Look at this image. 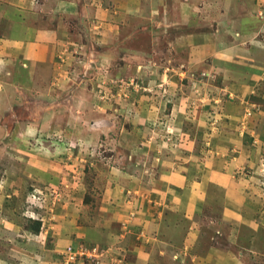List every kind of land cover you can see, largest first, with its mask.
<instances>
[{"label":"rangeland","instance_id":"obj_1","mask_svg":"<svg viewBox=\"0 0 264 264\" xmlns=\"http://www.w3.org/2000/svg\"><path fill=\"white\" fill-rule=\"evenodd\" d=\"M204 1L0 0V264H92L69 258L82 247L111 248L103 264H207L201 251L228 248L219 212L202 226L205 246H163L154 225L168 210L159 219L148 196L201 149L195 118L211 127L229 105L258 147L251 175L264 156V71L246 74L242 95L212 42L223 15ZM30 31L42 60L10 45Z\"/></svg>","mask_w":264,"mask_h":264},{"label":"crops","instance_id":"obj_2","mask_svg":"<svg viewBox=\"0 0 264 264\" xmlns=\"http://www.w3.org/2000/svg\"><path fill=\"white\" fill-rule=\"evenodd\" d=\"M256 1L212 0L216 13L223 15L218 28L221 34L218 37L216 35L212 42H222V49L218 52L223 57L221 68L232 70L233 78L239 80L236 84L242 90V95L249 93L247 90L250 85L246 74L264 71V21L257 15L259 5ZM208 2L211 3V0L204 1L205 6ZM2 18L1 16L0 21ZM12 24L17 28L15 25L22 26L23 22L17 20ZM26 33L27 36L21 38V32L18 37L20 41L10 45H14V50L21 52L25 58L42 60L47 54L45 44L39 43L40 36L36 31H32L30 36L28 33L31 31ZM34 35L36 38H32ZM35 39L37 42H34ZM210 45L204 46L209 48ZM232 88L234 87H228ZM237 108L236 105L226 107V111L218 115L220 118L216 116L217 121L211 127L204 118H195L201 149L192 150L186 164L163 174L157 188L148 194L154 197L157 207L160 205L159 219L168 210L162 223L154 225L161 236L156 240L164 239L166 242L163 246L166 247H180L184 244H190L193 248L205 246L204 236L200 233L202 226L212 213H220L221 222L226 226L222 230L228 236V248L210 246L201 251L196 258L205 259L207 264L264 263V258L258 255L260 251L257 249L262 246L259 243H262L260 239L264 233V212L259 211V198L256 196L262 193V189L257 183L256 169L254 176L250 174V168L256 165L254 158L258 154V147L255 144L256 150H252L254 135L247 134L240 128ZM260 118H257L260 135L256 139H260L261 135L264 137V117ZM189 145L193 148L195 144L191 142ZM237 146L240 147L238 152ZM254 152H257L256 155ZM146 213L150 219L149 212ZM151 222L147 220L146 225ZM234 225L244 227L230 231ZM248 232L250 238L247 243L234 239ZM236 242L238 252L231 250V245H236Z\"/></svg>","mask_w":264,"mask_h":264},{"label":"built area","instance_id":"obj_3","mask_svg":"<svg viewBox=\"0 0 264 264\" xmlns=\"http://www.w3.org/2000/svg\"><path fill=\"white\" fill-rule=\"evenodd\" d=\"M249 114L250 113H248V115ZM242 124H244V123H242ZM242 127L244 130L245 125H243ZM256 172L258 173V178H259L258 182L261 183V189L264 191V156H262V161H261L260 165H258ZM110 250H111V248H109V249L105 248L102 251L101 250L97 251V249H94L92 252H89V251H86V249L82 247L81 251L77 250V252L71 253L69 258H71L72 260H76L77 257H79V256L80 257L85 256V258L87 256L89 260H93L94 264H103L104 260H105V259L103 260V257L104 258L107 257L106 259H109V258L112 259V254H109V253H113V252H110Z\"/></svg>","mask_w":264,"mask_h":264}]
</instances>
